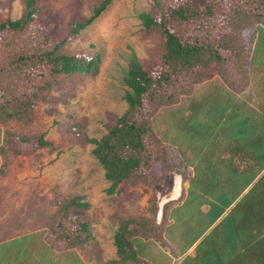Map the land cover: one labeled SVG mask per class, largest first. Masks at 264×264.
Returning a JSON list of instances; mask_svg holds the SVG:
<instances>
[{
    "label": "rangeland",
    "instance_id": "obj_1",
    "mask_svg": "<svg viewBox=\"0 0 264 264\" xmlns=\"http://www.w3.org/2000/svg\"><path fill=\"white\" fill-rule=\"evenodd\" d=\"M25 1L0 0V18L21 16ZM34 1L41 12L39 22L48 34L61 39L68 22L85 20L101 0ZM156 1L166 6L180 0ZM140 12L155 13L152 0H112L63 46L66 53H97V74H74L63 86L47 91L37 101L30 124L0 123L1 131L44 132L53 145L52 151L0 155V164H6L5 174L0 175V227L6 231L1 242L44 228L55 210L56 194H78L89 204L82 219L92 238L75 250L85 264H104L114 258L112 237L118 223L152 216V197L156 201L163 188L138 184L119 194H103L102 168L90 154L92 146L83 139L99 138L124 110L122 75L130 53H135L144 70L159 61L161 38L155 29H142ZM241 33L250 76L242 95L225 90L212 63L189 96H180L176 104L159 109L151 119L152 129L168 153L171 181L167 184L177 174L182 189L157 222L162 224L164 243L140 240L139 257L149 264H171L172 260L175 264L178 256L193 250L203 252L207 264H264V32L260 25H253ZM215 93L222 95L216 99ZM196 121L210 134L199 136L202 150L198 159L206 165L195 168H203L208 175L207 166L211 183L196 176L193 164L183 163L177 144L169 138L170 126L176 129L178 123ZM192 199L199 203L198 210L189 209ZM190 222L194 228L189 240ZM222 242L227 249L212 256L213 248L218 250Z\"/></svg>",
    "mask_w": 264,
    "mask_h": 264
},
{
    "label": "trees",
    "instance_id": "obj_2",
    "mask_svg": "<svg viewBox=\"0 0 264 264\" xmlns=\"http://www.w3.org/2000/svg\"><path fill=\"white\" fill-rule=\"evenodd\" d=\"M111 1L101 0L83 21L68 22L61 39L48 34L39 22L41 12L34 0L25 1L21 16L0 18V123L30 124L37 101L47 91L63 86L74 74H97V53H66L63 46L89 26ZM152 3L155 13L140 12L138 19L143 30L155 29L161 38L159 61L144 70L135 53H130L122 75L124 110L99 138H83L92 146L90 154L102 168L106 182L102 192L107 196L138 184L151 189L166 187L170 179L168 153L154 133L151 119L159 109L176 104L180 96H189L192 86L206 76L212 63L217 66V76L225 90L234 96L242 95L250 84L242 29L260 25L264 32V0H180L166 6L156 0ZM222 94L215 93L214 97L219 99ZM197 122H181L176 129L170 126L169 138L177 144L183 163L193 164L196 176L211 183L207 166L204 169L208 175L203 168H195L206 165L198 159L202 150L199 136L210 134ZM40 149L53 150L44 132L24 135L0 130L1 156H20ZM5 170L6 164L1 163L0 175ZM53 203L55 210L44 228L0 243V264H84L75 249L92 238L82 219L89 204L78 194H56ZM189 203L190 210H198L197 200ZM170 204L164 205L163 215ZM149 210L150 217L118 223L112 237L114 258L104 264H149L139 257L140 240L151 238L164 243L162 224L158 225L154 217V195ZM191 228L192 222L187 234ZM188 235L186 239L191 233Z\"/></svg>",
    "mask_w": 264,
    "mask_h": 264
},
{
    "label": "water",
    "instance_id": "obj_3",
    "mask_svg": "<svg viewBox=\"0 0 264 264\" xmlns=\"http://www.w3.org/2000/svg\"><path fill=\"white\" fill-rule=\"evenodd\" d=\"M180 175H176L175 180L171 182V184L163 189L164 191L159 195L156 199V214H155V221L156 223L159 221V218L162 215L163 207L165 204L176 201L181 195V181ZM168 186V187H167Z\"/></svg>",
    "mask_w": 264,
    "mask_h": 264
},
{
    "label": "crops",
    "instance_id": "obj_4",
    "mask_svg": "<svg viewBox=\"0 0 264 264\" xmlns=\"http://www.w3.org/2000/svg\"><path fill=\"white\" fill-rule=\"evenodd\" d=\"M6 231L3 229V228H1L0 227V239H1V237L3 236V235H5L4 233H5ZM18 236H20V235H14L12 238H14V237H18ZM11 239V238H10ZM6 240H9V238H7V239H5V240H3V241H6ZM2 241V242H3ZM0 243H1V240H0ZM195 244V243H194ZM224 245V246H223ZM226 242H222L221 243V245H220V247L218 248V250H217V248H213V250H212V256H215V254L217 253V252H219L220 251V249H227L226 248ZM216 251H215V250ZM226 253V252H225ZM225 256V255H224ZM82 259V258H81ZM82 261H83V259H82ZM211 261V260H210ZM211 262H213V261H211ZM83 263H84V261H83ZM208 263V259L205 257V255H204V253L203 252H201V251H195V250H193L192 252H188V253H186L183 257H181L180 258V256H178L177 257V262L175 263V264H207ZM85 264V263H84ZM171 264H173V260H172V262H171ZM211 264H213V263H211ZM220 264V263H219Z\"/></svg>",
    "mask_w": 264,
    "mask_h": 264
},
{
    "label": "flooded vegetation",
    "instance_id": "obj_5",
    "mask_svg": "<svg viewBox=\"0 0 264 264\" xmlns=\"http://www.w3.org/2000/svg\"><path fill=\"white\" fill-rule=\"evenodd\" d=\"M176 175H177V174H175V176L172 177V182H173V180H175ZM168 176H169V178H170L169 180L171 181V175H168ZM180 181H181V177H180ZM167 185H168V184H167ZM160 188L162 189L163 187H160ZM163 189H164V188H163Z\"/></svg>",
    "mask_w": 264,
    "mask_h": 264
}]
</instances>
